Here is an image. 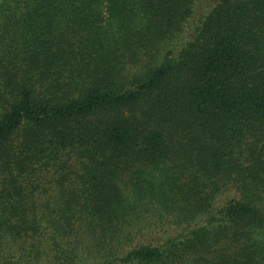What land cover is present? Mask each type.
Segmentation results:
<instances>
[{
  "label": "trees",
  "instance_id": "trees-1",
  "mask_svg": "<svg viewBox=\"0 0 264 264\" xmlns=\"http://www.w3.org/2000/svg\"><path fill=\"white\" fill-rule=\"evenodd\" d=\"M198 2L0 0L12 264H264V0Z\"/></svg>",
  "mask_w": 264,
  "mask_h": 264
},
{
  "label": "rangeland",
  "instance_id": "rangeland-1",
  "mask_svg": "<svg viewBox=\"0 0 264 264\" xmlns=\"http://www.w3.org/2000/svg\"><path fill=\"white\" fill-rule=\"evenodd\" d=\"M215 0H202V3H197L196 9H195V16L193 19H190L189 22L186 23V30H189L190 28H193L195 24V20L198 18L200 15L201 11L204 9H207V7H210L214 4ZM185 30V29H184ZM17 240L9 239L5 245V248H0V264H12L14 262L13 255L18 256L19 255V250L17 251L18 244L20 246H25L21 245L22 243H16ZM3 243V242H2ZM43 262V261H42Z\"/></svg>",
  "mask_w": 264,
  "mask_h": 264
}]
</instances>
